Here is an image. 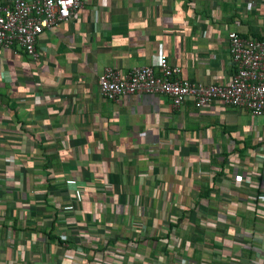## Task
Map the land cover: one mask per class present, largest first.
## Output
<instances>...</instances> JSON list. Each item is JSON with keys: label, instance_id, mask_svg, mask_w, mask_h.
Masks as SVG:
<instances>
[{"label": "crops", "instance_id": "crops-1", "mask_svg": "<svg viewBox=\"0 0 264 264\" xmlns=\"http://www.w3.org/2000/svg\"><path fill=\"white\" fill-rule=\"evenodd\" d=\"M231 32L264 40V0H84L0 48V264H264V121L99 89L162 56L228 84Z\"/></svg>", "mask_w": 264, "mask_h": 264}, {"label": "built area", "instance_id": "built-area-1", "mask_svg": "<svg viewBox=\"0 0 264 264\" xmlns=\"http://www.w3.org/2000/svg\"><path fill=\"white\" fill-rule=\"evenodd\" d=\"M0 6V48L23 50L28 57H39L36 42L58 24L69 20L82 8L84 0H5ZM229 53L235 68L228 84L203 85L178 79L180 70L170 66L162 56L159 72L152 67H139L121 77L113 68H106L99 77L101 95L118 101L127 94H165L178 108L190 99L196 108L215 102L246 110L264 121V40L244 39L235 32L228 35ZM264 180V177L262 178ZM74 185V180L66 181ZM258 199L264 202V193ZM66 207L65 210H71Z\"/></svg>", "mask_w": 264, "mask_h": 264}]
</instances>
